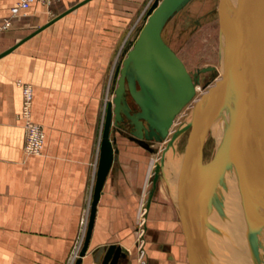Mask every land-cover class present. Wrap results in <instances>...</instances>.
<instances>
[{
  "label": "crops",
  "instance_id": "1",
  "mask_svg": "<svg viewBox=\"0 0 264 264\" xmlns=\"http://www.w3.org/2000/svg\"><path fill=\"white\" fill-rule=\"evenodd\" d=\"M16 1L0 0V22ZM138 1H36L0 32V264L74 263L99 154L100 97L124 17ZM24 84L32 89V119L45 131L35 155L23 151ZM113 147L80 264H102L110 245L121 249L116 264H139L135 211L148 158L132 137ZM149 203L141 232L147 229V264H172L179 247L171 207L160 198Z\"/></svg>",
  "mask_w": 264,
  "mask_h": 264
},
{
  "label": "water",
  "instance_id": "2",
  "mask_svg": "<svg viewBox=\"0 0 264 264\" xmlns=\"http://www.w3.org/2000/svg\"><path fill=\"white\" fill-rule=\"evenodd\" d=\"M187 0L155 1L148 11L135 41L116 67V86L112 100L105 105L99 154L82 245L73 264H80L93 228L96 205L104 181L112 166L115 148L110 136L113 118H121L126 89L139 105V117L132 115L133 134L140 145L162 140L175 115L192 99L195 83L185 64L163 40L161 31L167 18ZM264 0H218V63L220 77L201 95L208 109L230 78L236 83L240 108L235 130L224 146L223 171L215 202L216 233L222 241V259L226 264H264ZM133 67L140 89L148 91L157 104L150 107L156 118L145 113L147 103L135 92L127 77ZM212 69L211 67L202 70ZM167 82L174 89L168 93ZM138 132V134L136 133ZM162 160V157H161ZM157 173L154 174L153 183ZM180 200L184 199L179 193ZM181 213L183 209L181 206ZM236 214V215H235ZM236 217V223L234 218ZM183 223H185V218ZM121 249L110 245L102 264H116Z\"/></svg>",
  "mask_w": 264,
  "mask_h": 264
},
{
  "label": "rangeland",
  "instance_id": "3",
  "mask_svg": "<svg viewBox=\"0 0 264 264\" xmlns=\"http://www.w3.org/2000/svg\"><path fill=\"white\" fill-rule=\"evenodd\" d=\"M51 1L52 0H50L47 3L41 1L38 2L47 5ZM155 1H159V0H139L138 1L139 5L137 7L134 6L132 8V14L124 17L123 32L119 36L117 47L114 51L111 63L109 64L107 85L105 86L103 90V94L100 97L98 122H97L98 135L101 134L102 123L105 114V105L107 101L112 100V97L114 95V89L116 86V78H117L115 76L116 67L120 64L121 59L125 56L127 50L132 46L133 42L135 41V38L140 28L142 27V25L146 20L148 11ZM217 3L218 0H187L172 15H170L167 18V20L165 21L162 27L161 35L163 40L175 51V53L181 58V60L185 64L187 71L189 72L191 78L193 79L196 85V90L192 99L175 115L172 123L168 127V134L166 137L162 138V140L160 141L154 139L148 140L146 138L143 139L145 142H147V144L149 145V147H151V149L143 148V151L147 154L148 161L145 167V177L143 184L141 186L140 198L138 199V204L135 211V228H136L135 244L138 253L137 256L139 257V264H147V259L145 257L147 229L144 231V233L141 234V232H143V229H145L144 225H148L149 210L146 211V213L145 211L144 212L142 211L144 209L145 204L149 202V198L151 199V201H154V198L165 199L166 204L171 207L170 208L171 217L174 221L175 230L177 232V235L175 237V242H177L179 247L176 249L177 254L174 255L172 258L173 259L171 261L172 264H190V254L192 249L190 247L189 235L192 231L191 229L183 230L182 228V222L180 216L181 204L175 201V197L173 196L172 193L170 192L167 193V191H165V189L162 188V185L164 183L162 181H159L161 187H158L157 191H155V193H153L150 196V192L152 189L151 179L155 173H157L159 177L163 176L166 172V169L169 166L171 167L173 166V171L175 172L176 178H177L176 171L179 168H183L186 171V175L181 179L183 186L185 185L186 187L187 186L190 187V183H192V181H195L193 180L192 174L189 175L190 163H192L193 160L195 159L194 158L195 157L194 154H196L195 148H194V154L191 155L188 154L184 163L183 162L171 163V164L169 163L168 165H165L164 168L159 166L158 158L161 155L162 149L166 146L172 134L176 131L178 125L184 122L186 116H188L191 109L197 104L198 99L201 97V95L214 83V81L219 76V73L217 72V69L219 67ZM9 15H10V9H9V14L3 17V19L0 22V32L9 29V27L12 24V19L18 16L16 15L14 17H11L10 20L11 23L7 26H3L4 19ZM207 67H211L212 69L202 70L203 68H207ZM128 82L129 80L127 79L126 89L123 96L124 98L122 103V110L120 113L121 118L118 119L117 121H115V119L113 118L111 124L110 136L113 140L121 139L122 137L124 138L132 137L134 139L137 138L133 134V131L136 130V127L129 114L132 115L133 118L134 117L139 118L143 122V124L147 127V122L143 118L139 117V113L141 111L139 105L133 100V98L131 97L128 91L127 88ZM27 87L30 88L31 99H30L28 114H25V112H23L24 109L23 102L25 99V95L23 91ZM137 88H139V85H137ZM31 103H32V89L30 85L24 84L22 86V106L18 113V117L22 119V125L24 131L23 151L27 155L39 154L43 148L44 139H45V131L43 127L32 119L31 111H30ZM28 122L33 125L36 124L39 130L41 131V133L43 134L40 144L41 146L39 147V150L37 152L34 151L28 152V150H26L28 136L30 134V128L27 125ZM186 137L185 136L182 137L181 143L176 148L177 150L184 149L186 143ZM137 143L139 144V142ZM208 144H210V135H207L205 144L203 145L201 151L203 149H205L204 153L207 151V153L205 154L206 157L209 156L210 153L212 156H214L218 146L215 145V148L212 149V147L208 148ZM197 150L199 152V149ZM190 153H192V151ZM209 157L210 158L207 161L206 167L204 168L205 171H203L205 175L204 174L203 175L208 177L210 182H212L213 178H211L209 174L213 173L214 164L213 161H211L212 160L211 156ZM200 160L201 157H199L198 160L199 163ZM186 161H189V163H185ZM200 179H201L200 173H197L198 184L201 181ZM185 182L187 184H185ZM160 191H161V195L159 196L158 192ZM86 216L87 215H85L84 217L85 220L83 219V223L81 225L80 233H79L80 235L76 241V247L74 250L75 253H73L74 257L79 252L80 249L79 244L81 243L82 240L81 238H84L82 237V235H83V231L85 233L84 226H86L85 225ZM143 221H145V224H143ZM140 234L142 236H140ZM142 250H144V253L141 255Z\"/></svg>",
  "mask_w": 264,
  "mask_h": 264
},
{
  "label": "bare ground",
  "instance_id": "4",
  "mask_svg": "<svg viewBox=\"0 0 264 264\" xmlns=\"http://www.w3.org/2000/svg\"><path fill=\"white\" fill-rule=\"evenodd\" d=\"M217 72L220 77V66L218 67ZM127 77L133 82L136 94L147 103L145 113L147 112L152 118H156L151 110L150 104H157L158 102L148 91L137 88L138 83L131 64L127 72ZM167 85L168 93L173 94V87L169 82H167ZM208 104V99H205L200 104L197 102L188 116H186L184 122L178 125L176 131L172 134L170 140L162 149L161 155L158 158L159 166L161 167H164L169 163H184L188 154H194L195 148V159L190 163L189 171V175L192 174L193 180L195 181L190 183V187L183 186L181 179L186 175V171L183 168H179L176 171V178L173 166H169L163 176L159 177L157 175L154 183V176L151 179L152 189L150 196L157 191L159 181H162L165 183L168 192L172 193L175 197V201L179 202L182 206L183 215L180 213L182 228H184L183 230L191 229L192 231H190L191 233L189 235L190 247L192 249L190 254V264H226L221 255L223 248L222 241L215 230L217 227L215 202L220 178L225 170L223 166V158H226V156L223 148L235 130L239 115L240 96L233 78H230L228 84L223 86L219 91L216 98L213 100L211 111L208 109ZM136 133L138 134V132ZM207 135H210V144H208V148L212 147V149H214L215 145L218 146L215 155L212 156L211 153L209 155L214 164L213 173L209 174L211 178H213L212 182H210L208 177L204 176L205 173L203 172L205 171L204 168L210 158L209 156H205L207 153V151L204 153L205 149L201 151ZM184 136H187L185 147L183 150H177L176 148L179 146L181 139ZM197 149H199V152ZM191 151L192 153H190ZM199 157H201L200 163L198 162ZM185 163H189V161H186ZM197 173H200L201 177L199 184L197 181ZM185 184L187 183L185 182ZM179 193H181L184 202L183 200H180ZM149 201H151L150 198ZM149 204L150 203L147 202V205ZM182 216L185 218V223H183ZM236 220L235 217V223ZM144 223L145 221H143V224Z\"/></svg>",
  "mask_w": 264,
  "mask_h": 264
},
{
  "label": "built area",
  "instance_id": "5",
  "mask_svg": "<svg viewBox=\"0 0 264 264\" xmlns=\"http://www.w3.org/2000/svg\"><path fill=\"white\" fill-rule=\"evenodd\" d=\"M41 1V2H49L50 0H17L11 7H10V15L4 19L3 26L9 25L11 22V17H14L19 14L20 11L27 9L33 2ZM24 95L25 99L23 102V112L25 114H28L29 111V105H30V99H31V91L30 88L27 87L24 89ZM28 127L30 128V134L28 136V141L26 145V150L28 152L34 151L37 152L39 150V147L41 146V140L43 137V134L39 130L38 126L35 124H30L28 122ZM143 254V251L141 252V255ZM77 256V255H76Z\"/></svg>",
  "mask_w": 264,
  "mask_h": 264
}]
</instances>
